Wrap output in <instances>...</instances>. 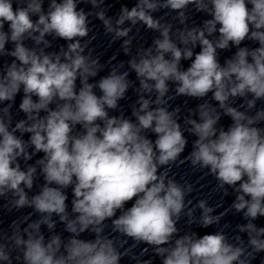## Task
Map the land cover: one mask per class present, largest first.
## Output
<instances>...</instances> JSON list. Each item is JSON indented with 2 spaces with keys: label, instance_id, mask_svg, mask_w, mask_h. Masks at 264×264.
Wrapping results in <instances>:
<instances>
[{
  "label": "clouds",
  "instance_id": "clouds-1",
  "mask_svg": "<svg viewBox=\"0 0 264 264\" xmlns=\"http://www.w3.org/2000/svg\"><path fill=\"white\" fill-rule=\"evenodd\" d=\"M44 3L0 0V57L12 58L0 68V198L10 212L32 209L12 221L10 232L0 230V264H121L132 255L121 251L129 239L151 248L161 264H252L264 253V227L255 223L264 217V107L257 108L264 101V0H136L115 17L105 0H48L47 9ZM189 6L209 18L189 25ZM162 10L168 11L157 17ZM169 12L179 26L167 21ZM92 16L112 43L122 41L127 69L124 61L113 63L115 56L102 63L93 55ZM137 25L158 35L133 54L130 34ZM48 37L66 47L47 51ZM245 40L258 47L241 46ZM231 47L235 53L221 64L219 52ZM182 61L190 66L184 69ZM129 89L137 96L134 119L122 111L110 115ZM21 92L18 111L25 118L14 122ZM177 97L201 101L183 125L181 108L170 103ZM223 116L232 121L227 129L218 126ZM185 132L196 139L181 159ZM186 162L207 170L224 196L235 195L228 209L216 214L218 206L206 199L190 207L193 185L169 175ZM40 177L44 183L30 195ZM229 212L246 221L234 237L224 230L180 235L182 217L208 228ZM106 221L117 236L105 233ZM58 223L67 239L56 233ZM84 233L94 239L80 238Z\"/></svg>",
  "mask_w": 264,
  "mask_h": 264
}]
</instances>
